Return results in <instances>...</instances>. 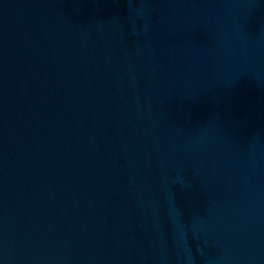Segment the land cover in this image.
Wrapping results in <instances>:
<instances>
[{"label": "water", "instance_id": "water-1", "mask_svg": "<svg viewBox=\"0 0 264 264\" xmlns=\"http://www.w3.org/2000/svg\"><path fill=\"white\" fill-rule=\"evenodd\" d=\"M0 264H264V0H0Z\"/></svg>", "mask_w": 264, "mask_h": 264}]
</instances>
